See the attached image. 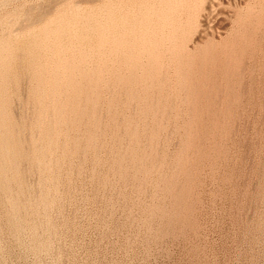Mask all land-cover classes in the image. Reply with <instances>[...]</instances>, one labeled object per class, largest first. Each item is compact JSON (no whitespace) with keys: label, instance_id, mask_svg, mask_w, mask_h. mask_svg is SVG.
<instances>
[{"label":"bare ground","instance_id":"bare-ground-1","mask_svg":"<svg viewBox=\"0 0 264 264\" xmlns=\"http://www.w3.org/2000/svg\"><path fill=\"white\" fill-rule=\"evenodd\" d=\"M107 1L85 10L70 0H0V191L8 200L2 218L10 232L23 230L29 212L14 193L19 189L27 196L22 177L30 166L23 170L21 165L28 162L55 181L59 174L52 171L71 154L90 153L96 164L103 163L100 128L112 132L104 148L108 175L116 176L119 185L128 179L140 182L135 193L154 186L169 206L145 209L158 212L168 226L179 225L180 204L190 194L193 175L190 155L206 158L195 140L225 132L222 122L232 119V108L264 106V0H172L173 5L154 0L153 6ZM23 72L34 115L18 119L13 111L19 108L12 111V103L21 101ZM168 124L180 135L169 161L157 143ZM57 150L59 159L53 156ZM43 192L35 195L41 206L49 202ZM32 223L34 230L38 223Z\"/></svg>","mask_w":264,"mask_h":264},{"label":"rangeland","instance_id":"rangeland-1","mask_svg":"<svg viewBox=\"0 0 264 264\" xmlns=\"http://www.w3.org/2000/svg\"><path fill=\"white\" fill-rule=\"evenodd\" d=\"M70 1L77 2L85 10H89L91 5L97 7L108 2ZM125 1L127 0H123L124 3ZM153 1L135 0L136 3L131 2L132 4L127 1V6H153ZM170 3L173 5L172 0ZM24 73L18 87L21 101L14 98L15 104L12 103V106L14 105L12 111L19 108L18 111L25 112L13 111L18 119L24 115L33 118L34 115L28 95L31 85L28 82V75L26 77ZM107 96L108 94L103 96L104 102L100 106L102 110L106 108ZM242 105L238 107H244L243 109L232 108L235 116L232 115V119L222 122L225 132H217L212 137L202 136L195 140V144H200L205 152L207 151L206 158L197 159L194 157L197 156V152L189 154L194 164L189 183L190 194L185 198L186 201L180 204L182 207L179 225H171L172 227L161 221L158 212L149 214L145 209L153 204L164 208L169 206V200L157 194L153 190L154 186L153 188L151 186L152 189L150 185L143 188V194L135 193L134 185L137 183L139 185L140 182L134 184L128 179L127 184L125 181L119 185L116 176L111 173L108 175L107 163L110 162V157L104 148L112 134L111 129L103 132L100 128L97 133L104 144L99 151V158L103 163L96 164L90 153L71 154L68 158L71 161L66 160L68 164L66 161H60L57 169L54 168L56 170L52 171L55 177H61V182L59 177L58 180L56 178L55 181H51L50 175L44 177L39 168L24 162L22 164L24 167L21 165L22 169L28 166L33 169L30 167L31 171L26 169L28 173L24 172V178L22 177L28 197L22 194L20 196L17 183H12L11 186L14 185L15 190L18 189V192L14 193L18 194L19 202L25 201L24 213L29 211L25 213L29 215L24 216L25 225L29 226L26 228L24 225L23 230L15 232L12 230L15 234L17 232V236L7 229L9 228L7 221L2 217L6 218L8 200L0 191V264H264V106ZM258 116L261 119H258ZM100 120L102 126L108 123L103 115ZM163 132L159 135L161 139L158 138L157 143L159 150L162 148L161 152L165 153L169 161L180 145V135L174 132L173 124H168ZM28 135L26 130L24 137ZM144 144L145 141L142 142V145ZM124 145H127V141ZM225 151L229 152V156ZM60 152L53 155L54 158L60 157ZM231 165L234 167L231 168ZM77 168H80L79 171H75ZM156 174L153 173L152 177H156ZM106 182L111 183V187L105 186ZM116 187L119 188L118 191ZM42 191L47 196L46 202H49L45 203L46 205L42 203L41 206V202L36 200ZM48 192L50 195L46 194ZM32 208L40 211L39 215L36 216L38 211H33ZM30 212L36 213L33 216ZM31 223L34 225L38 223L35 225L36 230L30 228Z\"/></svg>","mask_w":264,"mask_h":264}]
</instances>
